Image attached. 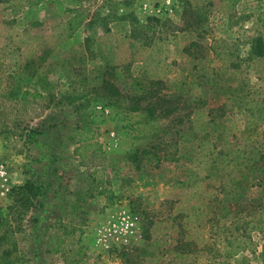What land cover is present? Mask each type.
Returning a JSON list of instances; mask_svg holds the SVG:
<instances>
[{"label": "rangeland", "instance_id": "1", "mask_svg": "<svg viewBox=\"0 0 264 264\" xmlns=\"http://www.w3.org/2000/svg\"><path fill=\"white\" fill-rule=\"evenodd\" d=\"M263 11L264 0H0V160L10 178L0 256L264 264V158L253 149H264V56L248 55ZM74 14L81 24L56 41ZM148 119L151 133L130 131ZM193 122L204 130L186 143ZM201 140L216 151L197 162ZM82 170L103 192L72 211ZM117 214L136 218L137 233L101 247L96 233ZM52 235L79 243L50 252Z\"/></svg>", "mask_w": 264, "mask_h": 264}, {"label": "trees", "instance_id": "2", "mask_svg": "<svg viewBox=\"0 0 264 264\" xmlns=\"http://www.w3.org/2000/svg\"><path fill=\"white\" fill-rule=\"evenodd\" d=\"M38 1H33L32 4H37ZM77 11V10H75ZM83 20L82 14H74V16L70 17L65 22L58 23V26L63 27V29L60 32H57L54 34V39L60 40V39H68L73 36L75 30L79 27ZM253 29V35L249 36V43H250V49L248 52L249 58L251 57H263L264 56V11L258 16V20L256 21V24L251 27ZM43 44L45 42H42ZM190 85H193L194 87L200 86L198 82H193ZM201 87V86H200ZM28 92H24L23 97L25 98ZM39 96L38 92L34 90L32 93V97L35 98ZM196 100L195 94L192 93L191 98L189 100V103L194 102ZM237 104V102L235 103ZM85 121V119H84ZM192 129L187 134H181V137L184 138L185 142L188 143L192 140L191 135L195 132H202L204 130V124L201 122L200 124L193 122ZM153 122L151 120H146L145 122H137L134 126L131 127L130 131L132 133L137 134H144V133H151L153 131ZM93 130L91 126L88 123L82 124L81 130L76 133L78 135L79 141H89L93 138ZM69 140L73 139V136L68 137ZM253 142V141H252ZM254 143V142H253ZM85 148H89V145L84 146ZM253 149L257 150L258 154H261L259 157L264 158V149H260L257 147V144L254 143ZM75 153L77 154L79 152V148H75ZM216 149L208 142L201 140L198 144V155L194 159V161L200 162L202 158H205L209 154L215 153ZM248 151V150H247ZM244 151L240 150V157L244 155ZM255 154V155H258ZM257 157V156H256ZM258 159V158H257ZM256 159V160H257ZM198 183H201V178H199ZM31 184L29 182H26L24 184L25 192H32L33 196H36V194L41 193V189L34 186H30ZM22 186V187H23ZM28 187V189H26ZM96 191V192H95ZM103 192L102 184L100 182H95V178H93L90 174L87 172H80V174L77 175L75 178V194H76V202L71 206L72 211H76L77 208L83 204L86 203V199L92 198L94 196V193L101 194ZM193 216L197 220L201 216V212H199L198 207L194 206L192 209ZM8 219L6 217L0 216V232L4 228L5 224L7 223ZM68 233V232H66ZM51 240L54 241V246L52 249H48L50 252L57 253L62 249V245L64 242H69L72 244H78L79 240L75 239L72 235L65 240L60 235H52L50 236ZM83 247L82 245L79 246V250L77 253L82 251ZM24 259V254L22 252H18L17 250H5L4 253L0 256V264H11V263H20Z\"/></svg>", "mask_w": 264, "mask_h": 264}, {"label": "built area", "instance_id": "3", "mask_svg": "<svg viewBox=\"0 0 264 264\" xmlns=\"http://www.w3.org/2000/svg\"><path fill=\"white\" fill-rule=\"evenodd\" d=\"M83 171V170H82ZM10 190V178L7 166L0 160V193ZM138 225L136 218L125 215H113L108 222L96 233V242L101 247L110 248L124 245L130 237L137 233ZM113 264H117L114 262Z\"/></svg>", "mask_w": 264, "mask_h": 264}, {"label": "crops", "instance_id": "4", "mask_svg": "<svg viewBox=\"0 0 264 264\" xmlns=\"http://www.w3.org/2000/svg\"><path fill=\"white\" fill-rule=\"evenodd\" d=\"M13 177V175H11Z\"/></svg>", "mask_w": 264, "mask_h": 264}]
</instances>
